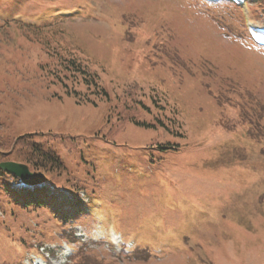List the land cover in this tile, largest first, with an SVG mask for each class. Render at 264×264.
<instances>
[{
  "label": "rangeland",
  "instance_id": "obj_1",
  "mask_svg": "<svg viewBox=\"0 0 264 264\" xmlns=\"http://www.w3.org/2000/svg\"><path fill=\"white\" fill-rule=\"evenodd\" d=\"M17 20L43 27L29 38ZM249 22L264 26L251 2L0 0V135L34 133L62 158L44 184L86 204L82 264H264V46ZM47 40L107 93L56 77ZM13 209L0 264H78L44 208Z\"/></svg>",
  "mask_w": 264,
  "mask_h": 264
},
{
  "label": "trees",
  "instance_id": "obj_2",
  "mask_svg": "<svg viewBox=\"0 0 264 264\" xmlns=\"http://www.w3.org/2000/svg\"><path fill=\"white\" fill-rule=\"evenodd\" d=\"M248 2H251V5L260 7L261 13L264 15V0H248ZM7 23H10V21L7 20ZM17 24L25 30V34L29 38H33L32 33L43 27L42 25L18 22V20ZM0 36L10 39L9 30L5 29ZM46 49L47 53L52 57L48 64L54 66L53 70L56 77L61 80L65 77H73L74 80L80 81L81 73H85L84 80L94 82L101 88L102 93H107L106 88L98 81L99 75L89 70L88 65L84 63L79 53H75L67 46L59 43V41L53 43L51 40H47ZM68 70L70 73L67 72ZM87 98L91 99L88 95ZM35 137L36 134L34 133H26L16 137L0 135V162L15 160L26 163L33 172L43 173L46 176V180L49 172H53L58 176L62 175L66 166L60 155L54 149L37 141ZM170 147L172 145H163V148ZM16 206L25 214L38 211V208H44L43 211L48 214L49 219L54 218V222L56 221V223L64 226V228L58 230L59 238L76 244L77 247L73 256L74 258L76 257L77 263L82 264L81 261H85L86 257H82L84 255L81 253L82 242L75 236V231L71 230L77 221L74 217L80 213H85L83 209L86 204L82 200L71 201L67 197L58 195L54 189L46 187L44 183L28 186L20 177L8 173L0 167V207L5 213H8L9 211L14 212L13 208ZM10 207L11 209H9ZM63 214L66 219L64 221L60 218ZM25 242L29 245L27 250H38L33 245V240L30 243L28 240L22 241V243ZM23 258L24 254L21 259ZM11 264H20V262L16 261Z\"/></svg>",
  "mask_w": 264,
  "mask_h": 264
},
{
  "label": "water",
  "instance_id": "obj_3",
  "mask_svg": "<svg viewBox=\"0 0 264 264\" xmlns=\"http://www.w3.org/2000/svg\"><path fill=\"white\" fill-rule=\"evenodd\" d=\"M0 167L6 172L20 177L24 183L29 185H36L46 180V177L43 173L33 172L28 164L23 162L6 160L0 162Z\"/></svg>",
  "mask_w": 264,
  "mask_h": 264
},
{
  "label": "bare ground",
  "instance_id": "obj_4",
  "mask_svg": "<svg viewBox=\"0 0 264 264\" xmlns=\"http://www.w3.org/2000/svg\"><path fill=\"white\" fill-rule=\"evenodd\" d=\"M118 239H119V237H118Z\"/></svg>",
  "mask_w": 264,
  "mask_h": 264
}]
</instances>
